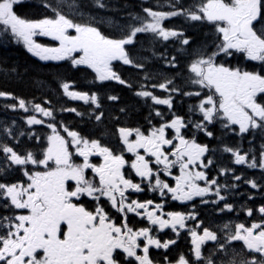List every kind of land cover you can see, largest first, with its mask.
<instances>
[{
  "label": "snow or ice",
  "instance_id": "1",
  "mask_svg": "<svg viewBox=\"0 0 264 264\" xmlns=\"http://www.w3.org/2000/svg\"><path fill=\"white\" fill-rule=\"evenodd\" d=\"M22 2L0 0V37L4 41L22 42L42 61L67 60L73 67L91 69L96 81H116L130 89L132 84L114 70L113 62L143 71L134 95L150 102V117H158L159 122L153 124L149 119L144 131L118 127L119 145L113 148L58 119L51 101L29 104L0 91V97L15 101L7 108L30 113L24 119L29 129L42 126L50 130L44 137L46 143L41 144L37 132L21 131L14 120L0 128L15 145L0 142V176L16 168L26 178L0 182V202L11 213L0 215V264H156L150 248L164 250L163 264H264V205L256 209L259 220L253 218L247 224L229 221L219 228L221 235L204 225L195 203L187 210V202L200 198L199 204L211 206L215 212H233L235 206L228 196L239 187L236 182L264 191V183L236 174L231 165L218 166L213 159L217 149L196 139L200 133L212 139L217 122L244 140L252 137L248 150L223 141L219 150L230 153L235 165L259 168L264 179V0H197L190 6L167 0L155 6L159 10L142 7L141 13L129 12L125 23L115 25L119 38L106 35L91 22H76L73 16L84 18L81 0H44L42 7L51 15L39 19L19 15L17 6ZM94 4L108 7L103 0H94ZM175 17L192 27L209 25L212 33L194 47L191 35L165 23ZM141 35L150 44V57L133 51ZM38 36L50 37L58 46L38 43ZM161 43L178 45L175 55L166 51L159 55L171 75L148 67L150 59L157 58ZM184 54L187 63L182 65ZM237 55L256 63L233 65L231 58ZM61 88L64 95L83 101L92 111L60 108V112L75 113L81 119L87 116L97 124L106 118L98 92L71 90L74 86L68 82ZM157 90L163 95L156 94ZM184 97L197 102L179 115L174 105L183 103ZM105 99L115 102L120 97L106 95ZM159 105L166 106V112L155 107ZM120 112L126 113V109ZM24 136L35 142L38 153L17 150L18 137ZM257 139L261 143L253 149ZM126 153L131 154L130 159ZM92 157L101 162L93 163ZM79 158L82 162L77 163ZM213 169L217 174L210 177ZM145 192L158 194L159 200L134 198ZM88 200L91 208L86 206ZM170 201L180 202L186 210L166 211ZM129 214L139 221L131 222ZM246 215L253 217V209L247 208ZM165 229L175 238L162 239L160 233ZM182 230L191 238V255L169 260L168 252ZM208 242H212L210 250L204 248ZM233 242H242L241 248L252 258L237 259L240 254Z\"/></svg>",
  "mask_w": 264,
  "mask_h": 264
},
{
  "label": "trees",
  "instance_id": "2",
  "mask_svg": "<svg viewBox=\"0 0 264 264\" xmlns=\"http://www.w3.org/2000/svg\"><path fill=\"white\" fill-rule=\"evenodd\" d=\"M108 5L107 8H97L94 4V0H81L84 5V18L79 16H73L72 18L76 22L80 23H93V26H97L100 30L114 38H119L120 32L117 30V24L125 23V18L128 13L133 15L141 13L142 7H153L157 4H165L167 0H103ZM185 6L197 2V0H181ZM44 0H23V2L17 6V13L24 18L39 19L51 13L42 7ZM94 18L90 20L89 18ZM113 21L114 23H109ZM170 27L182 28L186 34L192 36L196 42L194 47H198L204 42L207 36H210L212 29L209 25H199L192 27L190 23H185L183 18H172V22H165ZM44 42H51L50 45L56 44L53 41L44 40ZM131 47V46H129ZM176 47L178 45H172L170 43H161L157 45V58L150 59L148 67L154 72H164L167 75L171 73L167 72L164 67V63L159 59L161 52H167L170 55L176 54ZM139 56H151L150 44L147 42L143 35L139 37V43L133 49ZM131 54V53H130ZM185 58L181 60V64L187 63V54H184ZM233 65L250 66L256 62H249L241 59L240 55L231 58L230 61ZM114 70H116L122 78L128 83L132 84V88H128L125 85H120L118 82L105 81L99 82L95 80V73L90 69H86L85 66L73 67L70 61H42L39 57L32 55L28 52L22 42L17 43L14 40L12 42L4 41L0 37V91L10 93L20 99H24L27 103H43V101H51L52 106L57 110L58 119L71 128L80 131L82 135L88 136L92 139H100L104 144L114 145L117 143L118 134L116 129L118 127H130L149 125V119H152L153 124H158L159 118L150 117V112L153 111L152 106L149 103H144L140 98L134 95V89L142 82L144 72L139 69H134L130 65H124L123 63L115 64ZM187 75V73H185ZM68 82L74 86L73 90L78 91H93L98 92L102 98L105 111V119L102 123L97 124L93 120H88L87 116L84 119L77 117L75 113L60 112V108H76L80 112H91L92 109L84 103L75 102L66 95L63 94L61 84ZM180 83V81H177ZM158 95H163L157 90ZM106 95L119 96V101H107ZM197 101L188 97L183 98V103L179 101L174 105V109L177 114L184 115L188 112L189 104H194ZM15 103L12 99L0 97V128H2L4 122L16 121L17 127L21 131H35L40 137V143L45 144L44 139L45 132L41 130H35L24 123V119L30 113H24L22 110L17 109L13 111L11 108H7L6 105ZM162 112H166V106H155ZM125 108L126 113H121L120 109ZM154 115V112H153ZM119 117L116 120L115 117ZM187 118V117H186ZM193 119H198V116H194ZM222 126L217 122L213 128L214 137L210 139L211 143L215 145L213 147L220 148L221 141L223 143H233L235 141L242 144H247L248 140L252 137H248V140L242 139L240 136L236 139L234 133L224 130L220 131L217 128ZM20 144L17 147L18 151L31 150L39 152V147L32 139L27 136L18 137ZM198 142H204V135L202 133L196 135ZM0 142L13 144L14 142L6 138L0 130ZM254 149L258 148L261 141L257 139L254 141ZM242 150L244 146L240 147ZM0 163H3L0 159ZM22 172L16 168L9 169L8 172L0 176V182H16L17 180H23L21 178ZM10 212L6 211L2 202H0V215H9Z\"/></svg>",
  "mask_w": 264,
  "mask_h": 264
},
{
  "label": "flooded vegetation",
  "instance_id": "3",
  "mask_svg": "<svg viewBox=\"0 0 264 264\" xmlns=\"http://www.w3.org/2000/svg\"><path fill=\"white\" fill-rule=\"evenodd\" d=\"M149 125H140V126H130L132 128L139 127L141 128L142 131H144L146 128H148ZM238 127V126H237ZM220 131H224L225 129L220 126L217 128ZM48 130V129H47ZM236 137V139L239 138L237 135H233ZM209 145L210 148L212 149H217L216 155L213 157L214 161L217 163L218 166H223L227 167L231 165L233 168L236 170V174H242L245 178L247 179H255L257 183H264V179L261 178V170L259 168L256 169H250L247 168L244 165H235L232 163L231 160V154L230 153H224L220 151L223 147V144H227L229 146H244L243 150H248L249 149V144H242L240 142H233V143H223L220 144V148H215L213 147L215 144L210 142V139L204 136V142ZM260 144V143H259ZM256 143L254 142L253 146H255ZM254 149V148H253ZM126 159L131 158V154L126 153ZM93 163H98L101 162V158L99 157H92L91 158ZM77 163L82 162V158L76 159ZM176 171V170H174ZM127 173V169H126ZM217 174L216 169L210 170L209 171V176H215ZM89 175H91V170H89ZM134 180H139L138 177H135V174L133 173ZM163 179H169L168 177L162 176ZM171 182V181H170ZM221 182H225V178L221 177ZM226 182L232 183L231 180H227ZM239 184V187L229 194L228 198L231 203L234 204L235 210L231 213L225 212V213H218L214 211V208L211 206H205L202 204H199V199L196 198L195 202H187V210H191V206L193 203L196 204V210L199 212V218L204 220V225L209 227L212 230H215L218 232V235H221L219 232V228L224 225L225 223H228L231 221L233 224L235 223H249L253 218L256 220H259V215L256 212V209H258L260 206L264 205V191H258L257 189H252L250 185H245L240 182H236ZM251 196L253 197L252 199H249L248 197ZM134 198H140V199H156L157 201L159 200L158 194L156 193H151V192H145L143 194H139L138 197ZM87 200V198H85ZM86 206L91 208L92 202L90 200L87 201ZM247 208H252L253 209V217H248L246 215V209ZM165 210H178V211H185V205L181 204L180 202L177 201H170L169 204H166ZM117 220L119 222V218L117 217ZM129 220L133 223H136L139 221L138 217H134L132 214H129ZM143 223H147L144 221ZM189 226H194L192 221L187 222ZM167 233V235L165 234ZM160 237L164 240L170 239V238H175V234L171 232L170 229H165L163 232L160 233ZM235 246V250L237 253L240 255L237 257V259L243 258V259H251L252 257L244 250L241 248V243L242 242H233ZM212 242H208L204 248L210 250ZM191 248V238L190 236H186L185 232L182 230L180 234V238L177 240V244L172 246V248L168 252V259L169 260H175L180 254H184L185 256H190ZM150 255L156 261V264H163V255H164V250L163 249H154L150 248ZM205 255H207V251H205Z\"/></svg>",
  "mask_w": 264,
  "mask_h": 264
},
{
  "label": "rangeland",
  "instance_id": "4",
  "mask_svg": "<svg viewBox=\"0 0 264 264\" xmlns=\"http://www.w3.org/2000/svg\"><path fill=\"white\" fill-rule=\"evenodd\" d=\"M39 38H45V39H48V40L50 41V40H51L50 37L38 36V37H36L35 39L37 40L38 43L44 44V45H46V46H52V45H49V44H47V43H45V42H40V41L38 40ZM55 46H58V43L55 44V45L52 46V47H55ZM116 145H117V146L119 145V140L117 141ZM132 177H133V174H132ZM21 178L26 179L25 177H23V175L21 176ZM136 181H137V180H136ZM10 214H11V213H9V215H10ZM1 215H4V214H1Z\"/></svg>",
  "mask_w": 264,
  "mask_h": 264
}]
</instances>
